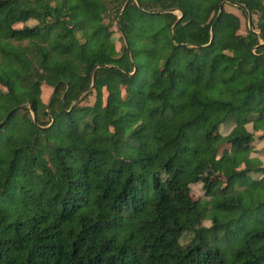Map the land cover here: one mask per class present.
Returning a JSON list of instances; mask_svg holds the SVG:
<instances>
[{
  "label": "trees",
  "instance_id": "obj_1",
  "mask_svg": "<svg viewBox=\"0 0 264 264\" xmlns=\"http://www.w3.org/2000/svg\"><path fill=\"white\" fill-rule=\"evenodd\" d=\"M0 86V264H264V0H0Z\"/></svg>",
  "mask_w": 264,
  "mask_h": 264
},
{
  "label": "rangeland",
  "instance_id": "obj_2",
  "mask_svg": "<svg viewBox=\"0 0 264 264\" xmlns=\"http://www.w3.org/2000/svg\"><path fill=\"white\" fill-rule=\"evenodd\" d=\"M224 9L226 12L236 15L240 19L241 23H240V30L238 33L240 35H245L247 32V29H248L247 19L242 15V13L239 10H237L233 6L225 5ZM175 14L178 16L181 15L180 12H178V11H176ZM109 21L113 22V24L110 28V30L113 31L112 42L118 48L120 45L119 39L121 37V34L118 31L116 23H114V21H112L111 18H105L104 23L108 24ZM35 24H36L35 21H29L28 23H26V25H29V26H33ZM23 26H25V25L24 24H16V25H14V28L21 29V28H23ZM11 43L13 45L17 44L16 42H11ZM222 48H223L225 53H227V54L231 53V50L226 45H223ZM41 90H42V99L46 103V105L48 106L50 99H52L54 96L53 95L54 88L43 85ZM0 92L1 93L5 92V89H3L1 86H0ZM54 94H55V92H54ZM103 97H104V101H105L106 93H104ZM94 101H95V93L93 92L92 94H89L86 97L84 95H82L76 104H79L80 106H92L94 104ZM231 129H232L231 125L222 126L220 128V130L214 136H212L211 138L208 139V142L209 143L218 142L220 140V138L223 136H226L231 131ZM247 129L249 131H252V125L247 126ZM253 134H254V142L251 143L250 145L246 146L244 148V150L242 151V154H247L249 156V158H251V159H260L262 167L264 168V140H262L260 138V132H255V133L253 132ZM229 153H230L229 147L223 146V147L219 148V156H226ZM244 168H245L244 163H239L235 166L236 170H243ZM194 171L197 174V176H200L202 178L207 179V187L210 188L211 192L217 193L218 191L225 188V186H226L225 179L218 175V168H217V165L215 163L210 166L209 172L203 171L200 168H195ZM260 178H261V175H257V176L252 177V179H260ZM189 189H190L191 199L193 201L208 203L211 198H214L212 195H210V196L206 195V192L204 190L205 187H204V184L202 182H197V183L191 184L189 186ZM233 189L235 192H237V191L244 189V187L236 186V187H233ZM210 209H211V207H210ZM203 224L206 226H209L210 222L205 221V222H203ZM189 236L190 235L184 236V238L181 240V244L186 243L189 239Z\"/></svg>",
  "mask_w": 264,
  "mask_h": 264
},
{
  "label": "water",
  "instance_id": "obj_3",
  "mask_svg": "<svg viewBox=\"0 0 264 264\" xmlns=\"http://www.w3.org/2000/svg\"><path fill=\"white\" fill-rule=\"evenodd\" d=\"M222 6H223V3H221V5H220V8L222 9ZM181 13V12H180ZM248 27H249V29L251 30L252 29V26H251V20H250V18H248ZM95 78V77H94ZM55 88H54V92H55ZM54 92H53V95H54ZM51 100L52 99H50V101H49V104L51 103ZM19 108H21V107H19ZM15 110H17V109H14L13 111H15ZM12 111V112H13ZM31 114H32V118H33V122L34 123H36V116H35V114L33 113V112H31ZM4 123V122H3ZM3 123H0V128H1V126L3 125Z\"/></svg>",
  "mask_w": 264,
  "mask_h": 264
}]
</instances>
